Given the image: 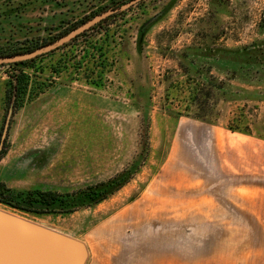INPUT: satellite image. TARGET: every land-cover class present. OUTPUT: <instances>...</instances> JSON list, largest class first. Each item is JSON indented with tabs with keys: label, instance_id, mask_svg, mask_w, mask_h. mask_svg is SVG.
Here are the masks:
<instances>
[{
	"label": "rangeland",
	"instance_id": "obj_1",
	"mask_svg": "<svg viewBox=\"0 0 264 264\" xmlns=\"http://www.w3.org/2000/svg\"><path fill=\"white\" fill-rule=\"evenodd\" d=\"M127 1L0 0V52ZM117 12L101 66L78 44L54 49L14 111L0 64V184L76 205L106 197L70 213L0 211L81 242L83 264H264V0Z\"/></svg>",
	"mask_w": 264,
	"mask_h": 264
},
{
	"label": "trees",
	"instance_id": "obj_2",
	"mask_svg": "<svg viewBox=\"0 0 264 264\" xmlns=\"http://www.w3.org/2000/svg\"><path fill=\"white\" fill-rule=\"evenodd\" d=\"M119 14L120 13L115 12L113 14L108 15L104 19L92 25L90 28L86 29L85 31L72 38L70 41L58 47L57 50L66 46H70L72 44H78V46H81V49L79 50L82 52V56L80 58L81 60H86L89 65L92 63V66H101V61L103 60V56L105 55L103 53V48L108 47L110 45L109 43L115 41L113 32L110 33L109 31L111 25L114 24L116 19L119 17ZM78 25L80 24H75L70 28L63 30L58 35H56V37L54 36L48 39L47 41L26 46L24 48L9 50L7 52H0V57L13 56L34 50L38 47H41L45 44L54 41L55 39L67 33L69 30L75 28ZM55 50L38 55L30 59L6 63V65H8L11 69L8 71L9 81L7 89L5 91L4 102L5 104H9V107L12 108L13 111L21 107L24 102V97L27 94H31L32 90H35L37 78L36 75L38 73H42L44 69L43 66H40V62L42 61L43 57L53 54ZM65 59L66 53L62 58L63 64L61 67L65 69L73 67L72 64H68L69 59ZM97 62L99 63L98 65ZM98 79L100 80V72L98 74H94V72H92L87 76V83L99 86ZM228 129L230 130L232 128L228 127ZM104 186H108V183H105ZM66 196H61L54 191H43L39 189L15 192L0 184V204L29 213H70L79 205H94L106 197L104 195L95 198L92 203L90 202V204L83 202L79 205H76L72 203V200H67ZM81 196H86V194L83 192ZM74 199H79V197H75Z\"/></svg>",
	"mask_w": 264,
	"mask_h": 264
},
{
	"label": "water",
	"instance_id": "obj_3",
	"mask_svg": "<svg viewBox=\"0 0 264 264\" xmlns=\"http://www.w3.org/2000/svg\"><path fill=\"white\" fill-rule=\"evenodd\" d=\"M139 0H130L107 9L54 41L13 56L0 57V64L30 59L62 46L110 14L128 8ZM84 245L68 236L0 211V264H83Z\"/></svg>",
	"mask_w": 264,
	"mask_h": 264
}]
</instances>
